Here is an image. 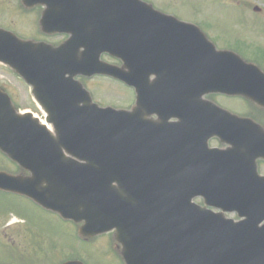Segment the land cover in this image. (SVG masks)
<instances>
[{
  "label": "water",
  "instance_id": "obj_1",
  "mask_svg": "<svg viewBox=\"0 0 264 264\" xmlns=\"http://www.w3.org/2000/svg\"><path fill=\"white\" fill-rule=\"evenodd\" d=\"M24 2L30 8L36 0ZM70 2L127 15L114 16V25L86 24L83 33L76 26L72 39L57 48L16 37L8 46L7 33L0 32V62L33 87L54 128L0 103V149L29 173H0V189L80 224L82 236L115 230L126 264H264V177L257 171L264 128L213 103L202 101V114L195 107V97L199 104L206 94L222 93L264 108V72L218 51L205 36L187 32L179 39L171 31L167 51L186 52L190 71L164 75L178 83L186 77L184 112L183 91L160 93L150 81L155 72L148 70L147 57L134 53L137 44L144 53L150 47L148 26L133 23L135 0H58V13H67ZM136 27L143 34L137 36ZM104 52L124 67L102 62ZM81 75L137 88V107L100 108L75 80ZM157 94L172 111L153 123L147 105ZM170 118L179 120L169 124ZM213 137L228 148L209 149ZM198 197L205 207L194 203ZM225 212L244 220L235 223Z\"/></svg>",
  "mask_w": 264,
  "mask_h": 264
},
{
  "label": "flooded vegetation",
  "instance_id": "obj_2",
  "mask_svg": "<svg viewBox=\"0 0 264 264\" xmlns=\"http://www.w3.org/2000/svg\"><path fill=\"white\" fill-rule=\"evenodd\" d=\"M25 0H0V29L9 31L24 40L47 43L58 46L71 37L70 33H58L59 14L55 9L54 0H36L37 4L27 9ZM51 1L52 9L47 13L46 2ZM144 4L132 5L133 23L148 26L147 32L150 37V47L146 52L149 58V70L159 71V74L186 73L188 58L186 52L177 50L167 51L171 39V31L175 38L186 37V25H191L192 37H200L202 34L213 42L219 50L231 51L250 63L259 65L264 71V56L260 49L264 43V0H142ZM85 4L70 3V23L83 24L94 20L101 23L104 20L117 22L113 19L117 15L127 13H113L112 11H83ZM141 7V8H140ZM229 11L237 13L231 24L232 30H236L235 38L224 40L220 35L221 20L214 11ZM28 17L34 21V29L26 32ZM139 31L136 28V33ZM134 53L145 54L135 47ZM102 59L110 60L113 64L122 66V63L104 54ZM1 66V65H0ZM7 74H13L9 67L1 66ZM157 71V72H158ZM18 78V77H15ZM155 73L151 81L160 89L182 87L181 83H170L167 79L164 83L157 82ZM23 97L14 96L9 86L0 81V103L4 105L5 95H9L20 111L21 104L28 101L30 110L43 115V110L35 101L31 88L18 78ZM186 83H184V87ZM183 89V88H182ZM6 97V96H5ZM19 100V103H18ZM132 103L135 107L138 103V92L132 89ZM205 100L246 118L253 119L264 127V108H260L241 97L210 94ZM27 103V102H26ZM132 107V108H133ZM34 111H33V110ZM147 119L152 122H162L166 113L170 112L164 103L153 100L147 109ZM44 116V115H43ZM146 117V116H145ZM175 118L167 120L168 123L176 122ZM210 146H223L218 139H212ZM259 172L264 175V161H259ZM18 167L12 164L8 156L0 150V172H17ZM27 199L0 191V264H67L70 261H79L83 264H123L121 248L118 245L113 232L93 237L80 235V227H65L61 230H47L44 226H38L39 221L32 223L24 207L18 206L10 199ZM202 201V200H200ZM36 206V205H35ZM43 211V210H42ZM48 213V212H45ZM49 214V213H48ZM232 219H238L235 214ZM231 218V217H230ZM70 224V222H67ZM71 231V232H70Z\"/></svg>",
  "mask_w": 264,
  "mask_h": 264
},
{
  "label": "rangeland",
  "instance_id": "obj_3",
  "mask_svg": "<svg viewBox=\"0 0 264 264\" xmlns=\"http://www.w3.org/2000/svg\"><path fill=\"white\" fill-rule=\"evenodd\" d=\"M213 14L221 20V28H220V35L223 37L222 43L225 44L224 40L235 38L236 30H232L231 24L233 19L237 17V13L233 12L232 10L229 11H214ZM35 23L28 17L27 20V28L26 32L30 33V29H34ZM264 45V43H263ZM261 54L264 56V46L260 49ZM110 61V60H107ZM111 62V61H110ZM0 81L4 82L5 85L9 86L14 96L20 97L19 89H21V93H23V87L20 84V81L15 78L12 74H7L5 70L0 66ZM85 86L88 90L91 91L94 100L102 105L107 106L111 105L114 107H129L130 102L132 103L131 97L132 93L131 90L124 86L123 84L117 83L107 78H93L85 80ZM23 100V97L21 96ZM27 102V103H26ZM19 103V100H18ZM21 109H31L28 101H25L24 104L20 101ZM33 110V109H32ZM34 111V110H33ZM264 169V166H263ZM10 202H15L18 206L24 207L28 216L32 219V223L35 224V221H39L38 226H44L45 229L51 230H61L65 227L72 228L74 224L61 220L58 216L45 213L41 211L39 208L31 204L29 201L19 200V199H10ZM228 217L234 218L233 215H228ZM36 225V224H35ZM71 232V231H70Z\"/></svg>",
  "mask_w": 264,
  "mask_h": 264
}]
</instances>
